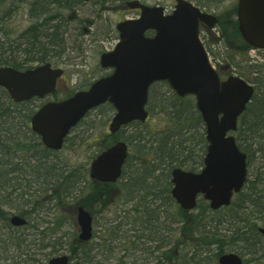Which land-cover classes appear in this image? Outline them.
<instances>
[{"label": "trees", "instance_id": "16d2710c", "mask_svg": "<svg viewBox=\"0 0 264 264\" xmlns=\"http://www.w3.org/2000/svg\"><path fill=\"white\" fill-rule=\"evenodd\" d=\"M17 1L29 4V12L33 22L21 31L16 38H11V32L4 31V26ZM98 1L104 4L111 0ZM83 2L84 0H0V35L8 37L7 42L9 43L5 47V42L0 41V67L11 66L17 69H27L45 63L55 65V57H53L54 55L50 48L57 45L64 48L65 34L68 30L67 24L73 19V13L80 8ZM10 5L13 6L11 7ZM65 10H70L72 13L65 15ZM230 16L232 15L225 16L219 23L223 30L225 28L226 31H230L228 34V31L225 32V30L221 29V37L226 42H229L231 33L235 37L240 36L235 19L233 18L232 22L226 21L231 18ZM238 41L243 43L246 46L244 49L249 51L250 47L243 39L240 38ZM18 51L24 54L23 62L19 61V57L16 54ZM231 52L230 50L227 56L231 61V65L235 67L240 76L255 84V93L239 120L236 137L240 148L247 153L248 158L251 160L258 159L260 163L258 168L260 171V173L258 172L259 175H256L255 180L249 178L248 181V183L258 186L264 183V179L259 180V176L264 175V63H251L247 59L242 61L236 52ZM156 85H164L168 88L167 91H162L160 88L162 96L161 98L156 97L155 101L160 105L157 107L159 109L157 114H165L167 122L170 123L169 126L165 128L166 125L164 124L159 131H152L147 128L146 123L135 121L125 126V128L133 127L130 135H123L125 128L115 135H108L107 143L100 147L98 153L118 140L126 141L133 150V153L130 152L124 166L121 180L115 184L99 183L91 180L89 176L87 179L86 174H80L78 169H70L65 174L54 176V184L57 188L55 190L52 188V197L59 206H66L68 198L70 200L74 199L75 193H84L86 189L89 190L90 195L93 197L91 202H93L94 207L96 206V210L99 209L98 207H105L109 204L110 199L114 197L112 194L113 190L117 188L121 189L120 196L124 205L146 199V197L148 200L150 197L155 199L161 195L173 202L170 182L172 169L183 167L189 170H197L203 165L207 147L205 125L200 112L196 108L194 96L179 97L167 82H158L154 86ZM153 88L150 92L149 107L152 103ZM35 100L39 99L35 98L28 102L16 103L10 98L8 92L0 87V180L3 179L0 182V219L3 222V225L0 226V264H9V260L14 261V263L11 262L12 264H23L24 261L28 260V248L33 243L29 240L28 234H17L9 231V229H13V226L10 224L9 211L5 209V206L15 201L9 198V188L16 190L21 187V183L14 182L18 177L12 176L15 175L13 173L20 171L16 167L19 163H13V155L18 156V154L22 153L21 151H29V153H32L31 159L35 162L31 166L38 168L41 164L46 167L47 156L57 153L47 149L41 142L40 137L33 131L32 135L34 138L28 140L27 137H24L26 140H23L21 132L18 133L16 131V133L13 130V126H17L18 131H21L26 126L24 133H29V121L34 110H29L28 113L23 115L21 108H37L38 105L30 107ZM109 107L113 109L111 105ZM148 109L150 114L153 113L154 115L156 113V108L155 110L154 108ZM20 114L23 120L18 121ZM16 121L17 123H15ZM69 141L70 136L66 142L68 143ZM35 153H38V155ZM8 165L10 166L9 168ZM45 169H48V167ZM37 173L41 177L49 175L42 171H37ZM257 186L249 190L250 198L248 197L247 200H243V193L240 192L230 206L217 211H212L205 202H201L198 205L196 213L177 207L176 220L177 222H182V228L180 232L178 230L171 232L169 229L170 238L165 241V244H161L162 239L164 240L165 237L161 236L160 231L157 232L154 230L155 228L152 229L159 222L158 217H156L157 208H152L153 206H150L149 202L144 205L143 209L138 210L137 207H134L132 211L135 213L132 218L136 226L139 227L138 230L142 231L141 235L136 236L137 241L142 238L143 242L145 240L149 243L157 242L156 248L158 245V248H164L161 251L164 256L162 257L160 254L156 257V261L158 260L157 264H173L172 258L175 259V264H177V257L173 251L176 241L181 238L180 233H184L186 237L184 244L187 249L186 257H192L199 250H202V253L208 250L204 255L210 259L212 257H208V255L211 252H217L215 260L205 262L202 260L204 258L202 254V258L197 262L187 258L184 262H179L178 264H217V257L226 250L235 249L238 243L243 244L244 248L256 249L257 243H262L263 239L256 232V222L254 220H246L244 226L247 229L244 230L243 228H246L244 226L236 227L230 235L220 232L215 227H218L225 220L223 217L226 216L232 217L231 225L236 221H240L239 218L242 220L245 215L243 212L245 206L243 205L247 201L255 208L254 214L257 217H263L264 200L258 196L261 190ZM120 196L118 194L117 199ZM201 201L204 200L201 198ZM89 202L79 199L74 206L82 204L90 211H93V206ZM25 203L28 205V202ZM169 207L170 205L165 207V209L170 212ZM171 213V215L174 214L173 212ZM218 214H222L223 217L217 216ZM166 216L170 217L168 214ZM121 223L122 220L118 225H114L112 232L115 228L118 231L121 230ZM36 226L34 225V227ZM61 226L62 224L60 223L59 228ZM2 230H6V233H2ZM41 234L43 237L39 239H41L42 249L51 248L50 252L44 257V259H49L59 252L63 240L60 241L59 239L61 238H59L56 241L45 242L44 237L46 238L48 233L41 231ZM35 235L37 236V234ZM74 242L75 245L68 248L70 257L73 260L83 263L97 261L94 254H90L88 251L84 253V250H82L84 249L83 247L89 246L90 242H82L78 238ZM174 242L175 244L173 245ZM80 246L82 247L80 248ZM10 247H13L16 252L13 256L9 255ZM92 248L90 251H92ZM249 253L255 254V252ZM33 261L35 264H42L43 262L41 258L35 256Z\"/></svg>", "mask_w": 264, "mask_h": 264}, {"label": "water", "instance_id": "95a60500", "mask_svg": "<svg viewBox=\"0 0 264 264\" xmlns=\"http://www.w3.org/2000/svg\"><path fill=\"white\" fill-rule=\"evenodd\" d=\"M177 2L168 15L161 6H148L138 0L128 2L129 7L139 8L141 13L117 24L119 42L101 55V65L112 68V73L96 80L88 90L45 103L32 117L31 124L45 146L60 150L85 114L108 101L116 111L109 127L114 134L132 121H146L150 86L167 81L179 96H195L208 142L205 166L200 172L181 168L172 171V196L183 209L192 210L197 197L203 195L216 210L230 205L247 178V155L239 149L233 132L255 89L237 75L222 80L211 64L199 37V25L204 21L213 27L217 18L202 13L190 2ZM238 23L243 38L252 47L264 49V0H239ZM149 30L155 34L147 35ZM63 73L62 68H54L50 63L26 70L4 66L0 67V86L15 102L42 99L56 91ZM128 149L126 142L118 141L102 151L91 162L90 177L100 182H117ZM77 222L79 239L91 240L93 216L83 206L77 207ZM11 223L23 226L27 220L14 215ZM219 262L242 264V258L232 252L222 255ZM46 264L85 263L71 262L64 254L52 257Z\"/></svg>", "mask_w": 264, "mask_h": 264}, {"label": "rangeland", "instance_id": "374dc122", "mask_svg": "<svg viewBox=\"0 0 264 264\" xmlns=\"http://www.w3.org/2000/svg\"><path fill=\"white\" fill-rule=\"evenodd\" d=\"M126 1L127 0H111L103 4L98 0H84L80 8L77 9L75 13H73V19L67 24L68 30L65 34L63 45L64 48L60 45L50 48L54 55L53 57H55V65L53 66L63 67L65 69V74L59 80L57 95L50 96L46 100L66 98L68 95L79 89H86L98 77L105 75L108 72L100 64V56L102 53L112 50L117 43L118 31L116 29V24L125 18H130L136 15L135 12L124 7L123 4ZM141 1L150 5L160 4L163 6H169L174 0ZM191 1L199 4L200 6L211 8L210 10H212L215 15H220L221 20L225 16L232 15L230 16L231 18L226 20L227 22H232L235 13L237 12L238 0ZM10 6L12 7L13 5ZM29 7V4H23L18 1L14 4V8L11 10V13L5 21L4 26V31L11 32V38H16L21 31L26 29L33 22V18L29 12ZM69 13L71 14L72 11H64L65 15H69ZM234 19L237 22L236 16ZM224 30L225 32L228 31H226L225 28ZM216 32L217 31H215V34L219 36ZM229 33L230 31H228V34ZM239 37L242 39L241 35L235 37L231 33L228 40L229 42L220 45L212 42L211 48L214 52L227 53V56L229 50L232 52L234 51L238 54L240 60L242 61H246L247 59L250 60L251 63H264V50L249 49L248 51L244 49L246 46L238 41L240 40ZM0 41L5 42V47H7L9 44L7 42L8 37L2 34L0 35ZM209 53L211 52L209 51ZM16 54L19 57V61L23 62L24 54L19 51L16 52ZM214 54L215 53L211 54L210 59L215 67H217L218 64L224 65L231 63L229 58L227 56L225 57V54L217 56V59L213 57ZM230 73L237 75L238 71L235 69V67H231ZM228 75L229 73L224 74L223 77L226 78ZM160 88L162 91L168 90V88L164 85L154 86L151 99L152 103L150 107L148 106V108H154V110L156 108V113L154 115L152 113L150 119L146 122L147 128H150L152 131H159V129H161L164 124L166 125L165 128H167V126L170 124L167 122L165 114H157L159 111L157 107L160 105L156 103L155 99L156 97L161 98L162 96ZM44 101L45 100H35L32 102L30 107L35 105H38L39 107ZM21 109L23 110L22 114L24 115L25 113H28L29 110H35L36 108ZM113 114L114 110L111 109L109 105H102L95 108L91 114H88L79 123V125L72 130L70 134V141L66 143V146L61 151L47 156L46 167L43 164L39 165L38 168L31 166L35 162L31 159L32 153H29V151H21L22 153L18 154L19 157L13 155V163H19L16 165V167L20 171L17 173L15 172V175L12 176L18 177V179H15L16 181L14 182L21 183V187L17 188L16 190L9 188V198L15 201L10 202L9 205L5 206V209L9 211V217L12 214L20 213L18 212L20 210L21 212L25 210L24 206L26 203L23 205V202H28L26 207L27 210H33L34 208L36 210L34 219L31 222L32 227L29 229H23L19 227H13V229H9V231L16 232L17 234H31L29 240L33 243L31 244V247L28 248V260L24 261L23 264H35L33 261L34 256L41 258L43 260L42 264L47 263L49 260L44 259V257L48 254V252H50L51 248L48 247L42 249L41 239H39L43 237L41 231H46V233H48L47 237H44L45 242L56 241L59 238H61L59 239L60 241L63 240V244L56 255L69 254L68 248H71L75 245L74 241L76 238H78L80 233V228L77 223L76 207L74 206V204L79 201V199H83L86 202L90 201L89 203L93 206L92 213L95 217L93 239L90 241V245L86 248L83 247L84 249L82 250H84V253H87L88 251L90 254H94L100 264H156V258H153V256L149 257V254L151 253V250H154V254L157 256L158 252L155 251L157 242L149 243L146 242V240L143 242L142 238L137 241L136 236L141 235L142 231L138 230L139 227L136 226V223H134L132 218V215L135 213L132 211L134 207H137L138 210H140L143 209L147 202H149L150 206L157 208L156 217H158L159 223H164L167 226H171L173 228V232L177 230L179 232L181 231L182 222L176 221L177 206L176 204H172L173 202H170L166 197H164V195H161L155 199L150 197L149 200L146 197V199L144 198L138 200L137 202H130L124 205L120 196L121 189L117 188L113 190L112 194L114 197L111 196L113 199H110L109 204L105 207H98L99 209L97 210L96 206L94 207L93 202H91L93 197L90 195V192L87 189L84 193H75L74 199L70 200L68 198V203L66 206H59L57 201L52 197L53 190L57 188V186L54 184V176H59L62 173L65 174L68 170L75 168L80 171V174L85 173L87 179L89 178V167L91 161L98 154L100 147L107 143L109 139L108 127L113 118ZM21 120L23 119L20 114L18 121ZM15 123H17V121ZM25 127L26 126H24V128ZM17 128V126H13L14 132H21L23 140H26L24 137H27L28 140L30 138H34L32 131H29V133L27 132L26 134L24 133V128L21 131H18ZM132 131L133 127H126L123 135H130ZM130 152L133 153L131 148ZM36 155H38V153ZM248 160L249 177L251 180H255L256 175H259L260 173L258 169L260 163L258 159L251 160L248 158ZM9 167L10 166L8 165V168ZM47 167L48 169H45ZM37 171H42L44 173H48L49 175L41 177ZM261 179H264V175L259 176V180ZM2 181L3 179L0 180V182ZM256 186L248 183L245 189L246 191L244 192H249L252 187L256 188ZM52 188L54 189L52 190ZM257 188L264 189V183L259 184ZM118 194L120 197L117 199ZM169 205L170 212L165 209V207ZM243 206H245L243 211L245 215L243 216L242 220L239 218L240 221H236L231 225L232 217H223L222 214H218L217 216L223 217L225 220H223L222 223L215 228H218L220 232L224 234L230 235L233 233L236 227L238 228L244 226L246 224L245 221L249 219L256 220L257 222L261 223L260 226H264V224L259 219H257L258 217L254 214L255 208L250 203H245ZM171 212H173L175 215H171ZM166 214L170 215V217H167ZM121 220L122 229L118 231V229L115 228L112 232L113 226L118 225ZM59 222L62 224L60 228ZM2 225L3 222L0 219V226ZM34 225H37V228H34ZM165 232L168 234V229ZM2 233H6V230H2ZM33 233L37 234V236H35ZM81 247L82 246H80V248ZM91 248L92 251H90ZM255 248H259V250L258 254H253V257L259 258L260 255L264 253V251H262L263 248L258 247L257 245ZM180 249L185 250L186 248L184 246ZM185 251H187V249ZM235 251H238V253H243L245 258L251 257L249 251H247V248H244L243 244L238 243ZM15 254L16 252L14 248L10 247L9 255L13 256ZM8 262L9 264L14 263L13 260H9ZM259 262L260 264H264V259L262 258Z\"/></svg>", "mask_w": 264, "mask_h": 264}, {"label": "flooded vegetation", "instance_id": "af4514ba", "mask_svg": "<svg viewBox=\"0 0 264 264\" xmlns=\"http://www.w3.org/2000/svg\"><path fill=\"white\" fill-rule=\"evenodd\" d=\"M189 1H191V0H189ZM191 2H193V1H191ZM193 4H195L196 6H198L203 12H208V13H211V14H214V12L212 11V10H210L211 8H208V7H205V6H200L199 4H197V3H194L193 2ZM175 5H176V1L174 0L173 2H172V4L171 5H169V6H164V8H165V12L166 13H171L172 11H173V9H174V7H175ZM125 7V6H124ZM135 12H138V11H135ZM215 15V14H214ZM215 16H217V15H215ZM217 19H218V23L214 26V27H209V25H207L206 24V22H201L200 23V27H199V35H200V38H201V40H202V42L204 43V45H205V47H206V49H207V51L209 50L210 52H212V53H215L214 55H213V57L215 58V59H217L218 57L217 56H220V55H224L225 54V57L227 56V53H220V52H214L213 51V49L211 48V45H212V42H215V43H217L218 45H220V44H223L224 42H223V39H222V37H221V26H220V24H219V22H220V15L219 16H217ZM215 31H217L216 33L219 35V36H217L216 34H215ZM150 35H154V32L153 31H151L150 33H149ZM227 52V51H226ZM210 55H211V53H210ZM225 61V60H224ZM231 67H233L232 65H231V63H227V64H224V65H220V64H218V71H219V73H220V75H221V78L222 79H225L224 77H223V75L224 74H228L229 73V75H232L233 73H230L231 72ZM233 72V71H232ZM228 75V76H229ZM39 108H36L35 110H34V113L32 114V116H31V118L33 117V115L35 114V112L38 110ZM94 109H92L91 111H89L88 112V114H91L92 113V111H93ZM87 114V115H88ZM86 115V116H87ZM30 122H31V119H30V121H29V129H30V131H32V129H31V125H30ZM131 124V123H130ZM129 125V124H128ZM122 129H120L119 131H118V133L121 131ZM206 154V153H205ZM204 159H205V155H204V158H203V165L200 167V168H198L197 170H189V169H185V168H183V167H180V168H183V169H185V170H188V171H192V172H196V173H198V172H200L203 168H204V166H205V163H204ZM249 160H248V158H247V170H248V173H247V178H246V181H245V184H244V186H243V189L241 190V192L243 193L242 194V196H243V200L245 201V200H247L248 199V197H249V192H244V191H246L245 189H246V186L248 185V181H249ZM14 174V173H13ZM172 177L170 178V182H171V187L173 186V183H172ZM251 190V189H250ZM261 190V192H259L258 193V196H260V198L261 199H263L264 200V189H260ZM237 194H239V193H236L235 195H234V198L236 197V195ZM171 196H172V194H171ZM172 198H173V196H172ZM201 198L203 199V196L202 195H199L198 196V198H197V205H196V208L195 209H193V210H191L190 212H196L197 211V207H198V205L202 202H205L206 204H208V207L210 208V203L208 202V201H206V200H204V201H201ZM250 198V197H249ZM246 203H248V201L246 202ZM25 204V202H23V205ZM172 204H176V206L178 207V208H182L180 205H179V203L176 201V200H174L173 201V203ZM27 205H25L24 206V209H25V211H22L21 212V210L20 211H18V212H20V213H15V214H12L11 216H10V222H11V218L14 216V215H19V216H21V217H23V218H25L26 220H27V223L25 224V225H23V226H20L19 228H23V229H29L30 227H32V225H31V222H32V220L34 219V214L36 213V210H35V208L33 209V210H27ZM152 208H154V207H152ZM30 209V208H29ZM211 209V208H210ZM212 210V209H211ZM90 211V210H89ZM213 211V210H212ZM91 212V211H90ZM91 214H92V212H91ZM10 215V214H9ZM94 219H95V217H94ZM175 219V218H174ZM257 219H259L263 224H264V216L263 217H258ZM250 221H252L251 219H249ZM95 221V220H94ZM177 221V220H176ZM255 222H256V232L262 237V239H263V241H262V243H257V246L258 247H262L263 249H262V251H264V245H262V244H264V226H260L261 225V223L260 222H257L256 220H254ZM149 223V222H148ZM13 227H17V226H14V225H12ZM246 227V226H245ZM34 228H37V226L36 227H34ZM155 228V229H154ZM152 229H154V230H156L157 232H159L160 231V234H161V236L164 238L165 237V239L163 240L162 239V242H161V244H165V241L167 240L168 241V239L170 238L169 236H170V233H168L167 234V232H165L167 229H168V232H169V229H170V231L171 232H173V228L171 227V226H167L166 224H164V223H156V227H152ZM244 230L245 229H247V227L246 228H243ZM34 234V233H33ZM173 234V233H172ZM171 234V235H172ZM29 235V237H30V233L28 234ZM35 235V234H34ZM176 235V234H175ZM180 235V239L179 240H177L176 241V244H175V242L173 243V245L175 244V248H174V255L177 257V264L179 263V262H184L185 261V259H187V258H191V260H193V262H197L198 260H200L201 258H202V254L204 255V254H206L207 252H208V250H205V252L204 253H202L203 251L202 250H199V251H197L196 252V254L194 255H192V257H186V252L187 251H185L184 249H180V248H182L183 246H184V244H185V239H186V237L184 236V233H180L179 234ZM36 236V235H35ZM161 237V238H162ZM174 238H175V236H174ZM173 238V239H174ZM178 244V245H177ZM159 246V245H158ZM158 246H157V248H156V252H158V254H157V256H159L160 254H161V251L164 249V248H158ZM215 246V245H214ZM215 249H216V247H215ZM258 250H259V248H256V249H248L247 248V251H249V252H255L256 254H258ZM217 252V251H216ZM216 252L215 253H213V252H211L210 253V255H208V257H212V258H210L211 260H215V254H216ZM236 253L237 255H239L241 258H242V264H249V263H251V264H260V262L259 261H261V259L263 258L264 259V253H262L261 255H260V257L259 258H254L253 257V254H250V258H245L244 256H243V253H238V251H235V249H229V250H226L224 253H222V254H220L218 257H217V259H216V261H217V264H220V262H219V259H220V257L222 256V255H224V254H227V253ZM155 252H154V250L152 251L151 250V253L149 254V257H152L153 256V258H156L157 256H155V254H154ZM189 253H193V252H189ZM162 255V257L164 256L163 254H161ZM36 257V256H35ZM69 258H70V256H69ZM152 258V259H153ZM209 258H207V256H205L204 255V258L202 259L203 261H208V260H210ZM71 260H72V258H71ZM74 261V260H73ZM158 261V260H157ZM157 261H156V264H157ZM172 261H174L173 262V264H175L176 263V261H175V259H173L172 258Z\"/></svg>", "mask_w": 264, "mask_h": 264}]
</instances>
